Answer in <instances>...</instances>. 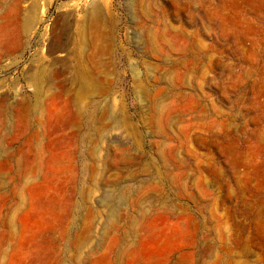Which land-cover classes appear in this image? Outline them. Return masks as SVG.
I'll list each match as a JSON object with an SVG mask.
<instances>
[{"label": "rangeland", "instance_id": "rangeland-1", "mask_svg": "<svg viewBox=\"0 0 264 264\" xmlns=\"http://www.w3.org/2000/svg\"><path fill=\"white\" fill-rule=\"evenodd\" d=\"M0 264H264V0H0Z\"/></svg>", "mask_w": 264, "mask_h": 264}]
</instances>
